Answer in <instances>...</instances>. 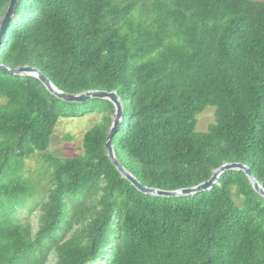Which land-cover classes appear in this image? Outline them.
Returning a JSON list of instances; mask_svg holds the SVG:
<instances>
[{
	"label": "trees",
	"instance_id": "trees-1",
	"mask_svg": "<svg viewBox=\"0 0 264 264\" xmlns=\"http://www.w3.org/2000/svg\"><path fill=\"white\" fill-rule=\"evenodd\" d=\"M0 63L36 67L69 94L114 91L113 148L144 186L192 187L235 162L264 188V1L20 0ZM207 107L213 123L196 131ZM92 112L80 155L44 156L50 187L34 224L20 222L34 192L24 158L47 150L59 118ZM113 112L0 71V264H264V198L245 174L192 196L143 194L107 157Z\"/></svg>",
	"mask_w": 264,
	"mask_h": 264
},
{
	"label": "water",
	"instance_id": "water-1",
	"mask_svg": "<svg viewBox=\"0 0 264 264\" xmlns=\"http://www.w3.org/2000/svg\"><path fill=\"white\" fill-rule=\"evenodd\" d=\"M20 0H9L6 12L0 21V45L4 39L7 28L11 20L15 17L16 6ZM0 71L5 74L14 76H26L36 78L41 84L55 96L57 99L62 100L66 103H83L93 99L107 100L112 103L114 107L112 122L109 128V132L104 142L107 157L112 165L119 172L121 177L128 181L137 191L152 196L174 198V197H185L192 196L194 194L209 191L216 184L218 177L227 171H242L248 178L253 190L264 198V188L257 182L255 177L250 173L247 166L242 163H224L215 170L212 171L211 176L195 186L180 188L177 190H163L142 185L130 172H128L121 162L118 160L115 154L112 138L117 133L121 120L123 118L122 104L114 91L105 90H94L87 91L78 94H69L59 90L38 68L32 66H17L11 68L3 63H0Z\"/></svg>",
	"mask_w": 264,
	"mask_h": 264
},
{
	"label": "rangeland",
	"instance_id": "rangeland-1",
	"mask_svg": "<svg viewBox=\"0 0 264 264\" xmlns=\"http://www.w3.org/2000/svg\"><path fill=\"white\" fill-rule=\"evenodd\" d=\"M98 120L99 114L96 112L72 118H59L51 135L47 150L44 153L33 152L24 158L23 175L33 184L34 192L17 211V219L20 222L31 221L34 224L35 217L38 214V204L50 187L49 169L47 168L44 156L68 158L80 155L84 132ZM213 120L214 109L207 107L197 116L195 130L199 132L205 131L213 123ZM28 210H32V213L28 214ZM53 262L54 259L49 258L47 264H53Z\"/></svg>",
	"mask_w": 264,
	"mask_h": 264
}]
</instances>
